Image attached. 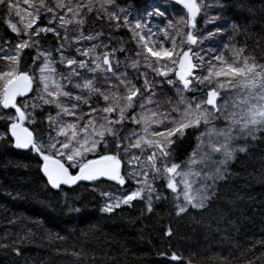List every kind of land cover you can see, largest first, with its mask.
<instances>
[{
	"label": "snow or ice",
	"instance_id": "1",
	"mask_svg": "<svg viewBox=\"0 0 264 264\" xmlns=\"http://www.w3.org/2000/svg\"><path fill=\"white\" fill-rule=\"evenodd\" d=\"M174 5L182 7L172 18L155 9L130 23L116 0H0V22L16 37L0 43V144L31 154L48 191L64 193L69 213L80 208L66 189L82 181L110 185L100 191V210L109 215L137 201L153 213L155 203L169 199L176 217L205 211L226 166L247 150L237 141L264 136V63L243 47H206L221 27L197 29V17L212 6L205 0ZM153 15L165 17L155 29ZM91 16L127 28L134 53L104 42L102 32H86ZM193 137L177 162L180 143ZM27 235L0 238V248ZM166 235L173 236L171 228ZM257 245L259 254H240L242 264H264V239L247 251ZM70 254L82 259V250ZM162 259L196 264L172 251ZM211 264L232 261L213 256Z\"/></svg>",
	"mask_w": 264,
	"mask_h": 264
},
{
	"label": "trees",
	"instance_id": "2",
	"mask_svg": "<svg viewBox=\"0 0 264 264\" xmlns=\"http://www.w3.org/2000/svg\"><path fill=\"white\" fill-rule=\"evenodd\" d=\"M116 3L126 10L130 23L145 19L155 9L172 18L176 9L182 7L172 0H116ZM205 3L212 6L206 9V16L202 13L197 17V29L206 33L209 29L215 31L217 25L221 27L206 47L214 51H223L226 46L243 47L246 55L264 63V0H205ZM210 16L218 17L215 24L205 22ZM164 20L165 17L153 15L152 27L155 29ZM85 31L102 32L104 42H110L112 47L123 44L129 55L135 51L131 33L123 26L117 29L107 20L91 16ZM15 39L0 22V43ZM47 40L55 46L51 35ZM119 55L124 58L123 53ZM165 91L172 95L167 86ZM215 123L218 127L224 125L223 121ZM194 144V137L180 143L177 162L186 158ZM237 144L247 150L237 152L226 166V178L218 183L210 206L182 218L172 214L170 199L155 203L153 213H147L139 201L111 215L103 213L100 209L105 198L100 191L110 189L107 183L99 188L93 183H81L75 189H66L69 203L80 208L78 213H69L64 193L50 192L45 187L35 158L0 144V238L12 240L30 233L18 244L0 248V264H175L162 259V254L168 251L191 257L196 264H211L213 256L242 264L240 254L243 252L247 257L259 254V245L254 252L247 250L264 239V136L240 140ZM168 228L173 231L172 237L166 235ZM57 233L64 239H49ZM13 247L19 249V255ZM73 250H82V259L74 258L70 254Z\"/></svg>",
	"mask_w": 264,
	"mask_h": 264
},
{
	"label": "water",
	"instance_id": "3",
	"mask_svg": "<svg viewBox=\"0 0 264 264\" xmlns=\"http://www.w3.org/2000/svg\"><path fill=\"white\" fill-rule=\"evenodd\" d=\"M172 1H174V0H172ZM81 183H92V182H88V181H82V182H80L79 184H81ZM78 184V185H79ZM76 187V186H75ZM172 263H175V262H172Z\"/></svg>",
	"mask_w": 264,
	"mask_h": 264
}]
</instances>
